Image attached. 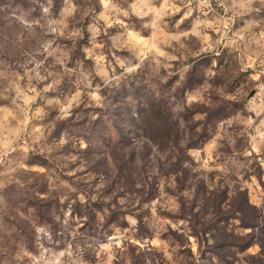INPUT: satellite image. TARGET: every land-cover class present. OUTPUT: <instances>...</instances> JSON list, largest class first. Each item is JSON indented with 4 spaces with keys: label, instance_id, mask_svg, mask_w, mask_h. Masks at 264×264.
I'll return each mask as SVG.
<instances>
[{
    "label": "rangeland",
    "instance_id": "obj_1",
    "mask_svg": "<svg viewBox=\"0 0 264 264\" xmlns=\"http://www.w3.org/2000/svg\"><path fill=\"white\" fill-rule=\"evenodd\" d=\"M73 2L80 7L81 16L75 22L69 18V32L78 28L80 34L55 38V58L46 61L43 82L21 81L22 87L35 86L40 93L28 106L17 100L27 110L28 123L23 125L24 116L12 103L14 92L7 91L8 98L0 99V107L11 113L7 116L9 127H24L23 138L13 144L5 164L0 165V239L10 245H0V264H18L14 257L19 249L35 252V228L40 226L50 228L54 238L63 242H70L75 234L89 243H107L108 237L116 234L127 236L126 248L117 253L113 264H248V256L256 254L259 245L240 246L249 228L232 216L230 202L244 191L249 203L264 215V144L259 154L243 155L251 150L257 129L264 133V126H260L264 111L259 116L249 111L253 98L251 107L264 106V89L259 87L264 76L254 81L252 69L240 71L241 53L247 55L244 46L240 51L218 49V57L215 53L196 56L193 53L198 51L199 41L188 37L184 62L193 67L183 79L177 74L165 83L162 78L167 77V71L160 68L157 72L146 61L118 87L115 82L106 87L97 74L99 66L87 57L85 49L93 56L105 57L109 75H113V68L115 75L123 73L118 60L126 65L139 61L131 46H125V29L108 27L99 19L104 11L99 0ZM114 2L130 12L133 0ZM160 3L155 0L156 7ZM17 6L25 13L33 7L29 0H0V28L5 26V15ZM67 7L64 0H54L53 18L59 19L61 8ZM184 11L165 18L167 31L190 32L193 21L203 18L194 10L177 28ZM120 18L142 36L151 35L152 29L144 27L151 17ZM208 18L227 19L220 9L209 12ZM249 20L261 22V27L249 29L258 35L264 29V10L237 18L229 36L247 29ZM90 25L100 29L98 36L93 37ZM209 34L218 39L217 33L209 30ZM255 48L253 44L251 49ZM213 59L218 61L216 69L211 67ZM179 67L176 63L174 70ZM209 70L219 75L210 79ZM13 71L23 74L22 69ZM85 77L93 88L100 86L105 106L96 107L84 95L72 117L61 120L60 106L77 90H89ZM207 84H212V90L205 93ZM7 86L8 81H0V92ZM47 86L51 87L45 91ZM188 94H204L208 103L187 107ZM177 107L184 110L174 114ZM145 111L141 121L133 119ZM249 118L254 123L249 124ZM62 135L69 143L60 144ZM81 139L88 144L87 149H80ZM214 141L221 147L212 150L208 171L189 152L199 150L202 158L206 157ZM39 168L46 171L40 173ZM80 196H84V203ZM69 211V223L64 225ZM129 215L138 221L135 229L125 219ZM137 240L153 241L158 246L150 244L142 249L131 243ZM86 259L89 264H103L95 253Z\"/></svg>",
    "mask_w": 264,
    "mask_h": 264
},
{
    "label": "clouds",
    "instance_id": "obj_2",
    "mask_svg": "<svg viewBox=\"0 0 264 264\" xmlns=\"http://www.w3.org/2000/svg\"><path fill=\"white\" fill-rule=\"evenodd\" d=\"M68 6L65 10L61 8L60 18H53L54 0H29V3L33 6L29 12L25 13L17 8L12 9L10 14H6L5 26L0 28V81H8L7 89L0 92V99H7V91L15 93V97L12 103L16 106L23 116V125L28 123V116L26 108H22L17 100H22L25 106L31 105L35 102L39 92H37L35 86L29 85L28 87H22L21 81L35 80L37 82H43L46 76L42 74V71H47L44 67L49 57L55 58L56 49L53 48L55 38L65 36L68 34L71 37H75L80 34V30L77 28L74 31L69 32V18L75 22L81 16L80 7L73 0H64ZM104 11L100 14L99 19L103 20L108 27L118 25L125 29V46H131V50L136 55L138 63H130L126 65L123 61H117L119 67L123 69V73L115 75V68L112 69L113 75H109V72L104 68L105 57L103 55L93 56V54L85 49L87 57L95 59L98 67L97 74L103 77L105 86H110L115 82L116 86L119 83L134 74H136L144 65L146 61L154 65L157 72L160 68L167 71V77L162 78L163 82H167V79L179 74L181 79L185 73L189 72L193 65L184 62L186 56V44L189 43L188 37H195L199 41L200 47L193 55L200 56L202 53H215V56H220L221 48H229L234 51H240L241 45L247 52L241 53L239 60L240 71L247 72L252 69L255 75L251 77L254 81H259L261 76H264V29L259 34H255L249 31L254 27H261V22L258 20L246 21L247 29L234 32L229 36L232 25L237 18H243L252 13H259L264 10V0H216V3L223 9L227 19H221L216 21L209 19V12H215L213 9V0H161L159 7L155 6V0H133L130 5L129 11H122L120 6L114 2V0H99ZM183 12L181 18L176 22L177 28L186 19H188L194 10H198L202 13L203 18L197 17L193 21V28L190 32H177L172 34L167 31L166 17H173ZM3 11V9H0ZM38 15L34 16L32 13ZM230 14V15H229ZM134 15L138 19L143 20L145 17H151V20L145 23L144 27L152 29L150 36H142L139 32L134 31L129 24H126L121 16ZM215 32L218 34V39H214L209 34ZM89 31L92 32L93 37L100 34V29L95 25L89 26ZM51 36L53 39H43V37ZM41 40L43 42H41ZM255 44V50L251 49V46ZM96 47H101L97 45ZM63 65V61H58ZM179 63L180 67L175 69V64ZM218 61L213 59L211 61L212 69H216ZM66 67V66H65ZM14 69H22L23 74H15ZM219 73L217 71L209 70V78H215ZM86 81V88L89 89L86 93L80 90L75 92V95L68 100L67 103L60 106L59 118L61 120H68L73 115V109L79 107L83 101L81 97L87 95L90 102L94 103L96 107H104V97L100 95L101 89L97 85L92 87L91 82ZM51 86H47L44 90H49ZM259 87L264 89V84H260ZM212 90V84H207L204 92L208 93ZM229 99H236V97H228ZM255 98L249 101V111L256 112L257 116L261 111H264V106L251 107L254 104ZM208 103L207 97L204 94H188L187 95V107H192L193 104H206ZM184 110L183 107H177L173 109L174 114H178ZM0 165L5 164L6 157L13 151V144L23 138L24 127H9L7 123V116L10 115V111L7 108L0 107ZM199 119L200 117H196ZM249 124L254 123L249 118ZM264 126V121H261V125ZM257 136L259 139H257ZM257 136L252 137L251 150L245 151L243 155L245 157H252L253 153L259 154L260 146L264 144V133L259 132L257 129ZM38 139V137H37ZM69 143L68 138L61 136L60 144L65 145ZM80 149L84 150L88 148V144L83 140H79ZM221 147L215 141L209 146L206 157L201 156L199 150H191V155L200 166L208 171L209 163L212 160V150ZM264 165V161H261ZM20 167H26L20 165ZM218 171L224 172L226 169L218 168ZM32 171V169H27ZM40 173H44V168H39ZM140 185H137L139 187ZM81 203L85 202L84 196H80ZM155 203V202H154ZM71 212H66L62 223L67 225L69 223V217ZM57 220L60 218L57 217ZM125 219L132 226V229L138 224L137 219L133 216H126ZM82 226V225H81ZM175 227V226H173ZM251 232V229H247ZM36 240H35V252L25 251L19 249V254L14 257L18 262L23 261V264H89V260L86 256L91 253H95L97 256L102 257L103 264H113V261L117 260V253L126 248L127 236L122 234H116L108 237L107 243H100L94 241L89 243L88 240H81L79 234L73 235L70 242H63L60 239L54 238V234L50 228L36 227ZM138 245L140 248H147L150 244H155L153 241H131ZM0 245L6 247L10 246L9 241L0 239ZM259 248L256 249L258 253Z\"/></svg>",
    "mask_w": 264,
    "mask_h": 264
},
{
    "label": "trees",
    "instance_id": "obj_3",
    "mask_svg": "<svg viewBox=\"0 0 264 264\" xmlns=\"http://www.w3.org/2000/svg\"><path fill=\"white\" fill-rule=\"evenodd\" d=\"M146 111L139 113L133 119L141 121L145 117ZM230 205L232 216L238 218L243 227L251 229L240 246L247 247L251 243H257L260 248L258 253L248 256V264H264V219L261 218L264 215H262L261 209L249 203L244 191H240L237 196L235 195L231 199ZM235 244L234 242L229 243L232 246ZM236 245L238 246V244Z\"/></svg>",
    "mask_w": 264,
    "mask_h": 264
},
{
    "label": "built area",
    "instance_id": "obj_4",
    "mask_svg": "<svg viewBox=\"0 0 264 264\" xmlns=\"http://www.w3.org/2000/svg\"><path fill=\"white\" fill-rule=\"evenodd\" d=\"M213 9H220L221 11H223V9L220 8L219 5L216 3V0H213Z\"/></svg>",
    "mask_w": 264,
    "mask_h": 264
}]
</instances>
